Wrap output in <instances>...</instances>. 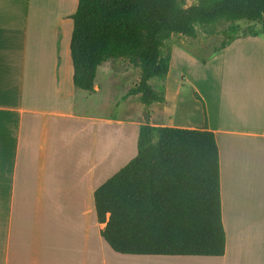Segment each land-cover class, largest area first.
<instances>
[{"label": "crops", "instance_id": "1", "mask_svg": "<svg viewBox=\"0 0 264 264\" xmlns=\"http://www.w3.org/2000/svg\"><path fill=\"white\" fill-rule=\"evenodd\" d=\"M75 4L39 17L27 1L0 0V264H264V35H238L200 60L173 43L165 100L146 118L138 94L124 97L137 67L108 60L93 91L73 85ZM180 54L192 68L175 65ZM178 81L191 91L188 106ZM145 123L214 132L222 256L121 254L103 240L93 192L136 155Z\"/></svg>", "mask_w": 264, "mask_h": 264}, {"label": "trees", "instance_id": "2", "mask_svg": "<svg viewBox=\"0 0 264 264\" xmlns=\"http://www.w3.org/2000/svg\"><path fill=\"white\" fill-rule=\"evenodd\" d=\"M70 18L73 85L91 92L99 65L125 59L139 69V79L124 97L138 94L147 118L146 107L165 100L163 83L149 81L163 82L169 71L170 36L196 37L197 25L221 20L259 22L258 31L243 35H264V0H198L189 6L183 0H77ZM93 202L98 222L105 223L101 236L117 253L225 252L219 149L206 123L201 129L142 124L136 155L95 188Z\"/></svg>", "mask_w": 264, "mask_h": 264}, {"label": "rangeland", "instance_id": "3", "mask_svg": "<svg viewBox=\"0 0 264 264\" xmlns=\"http://www.w3.org/2000/svg\"><path fill=\"white\" fill-rule=\"evenodd\" d=\"M15 1H27L31 4L32 7L35 9V13L40 16H48V14L52 11L55 12L56 9L59 11H63L64 9H70V11L73 10V2L77 4V0H69V4L66 3L62 6V1L64 0H15ZM198 0H183L185 6H189L191 4H195ZM75 4V7H76ZM64 7V8H63ZM38 9V10H37ZM72 9V10H71ZM238 25V30L235 32H231L229 30L230 26ZM197 34L196 37H189L178 33H173L168 42V45L171 47V45L174 44H180L185 47H188V49L191 50V54L197 58L198 60L203 59L211 51L221 46L223 42H225L231 35L238 36L247 34L251 31H258L260 29V23L256 21H248V20H238V21H225L221 20L213 24L209 25H197ZM209 57V56H208ZM188 61L189 66L191 68L193 67V64L189 62V60H185V58H182V55L176 57L175 65L177 67H182L184 63ZM112 67L115 69L120 62H122L125 65H130L127 60L125 59H116L112 60ZM190 68V69H191ZM106 69V68H105ZM107 70V69H106ZM108 72L101 71L100 73V81L101 82H108L109 76L107 74ZM176 77V75H175ZM180 78V77H179ZM156 80V84L154 83V86H160L162 84L161 81ZM178 92L180 96L181 104L184 106H188L191 103V97H190V89L188 86L182 85L180 87L181 83L178 81ZM115 90L111 89L110 92L113 93ZM110 109V108H109ZM117 111L114 106L111 108V112L115 113ZM145 116V115H144ZM158 118V117H157ZM102 128H99V134H98V144H97V156L100 154L103 140L101 138ZM111 135L109 136V139H114L116 136V130L111 129Z\"/></svg>", "mask_w": 264, "mask_h": 264}]
</instances>
